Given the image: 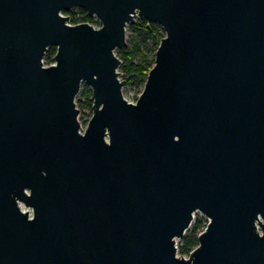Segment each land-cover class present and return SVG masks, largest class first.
I'll return each instance as SVG.
<instances>
[{"label": "water", "instance_id": "95a60500", "mask_svg": "<svg viewBox=\"0 0 264 264\" xmlns=\"http://www.w3.org/2000/svg\"><path fill=\"white\" fill-rule=\"evenodd\" d=\"M139 18L165 36L133 103ZM0 264H264V0H0Z\"/></svg>", "mask_w": 264, "mask_h": 264}, {"label": "trees", "instance_id": "16d2710c", "mask_svg": "<svg viewBox=\"0 0 264 264\" xmlns=\"http://www.w3.org/2000/svg\"><path fill=\"white\" fill-rule=\"evenodd\" d=\"M65 15L69 17V22L71 24L89 23L92 25H100V23L93 17H90L84 9H73L65 12ZM130 27L139 31L141 34L150 37L151 43L147 50L143 49V46H140L139 44L133 49L128 46L117 49L116 54L122 61L120 66V76L127 84L140 82L144 86L149 71L155 64L156 51L161 39L165 36V33L159 24L150 22L144 18L137 19L136 23L130 24ZM56 52V47H49L44 57V63L46 65L54 63ZM150 54H152V56H150ZM135 56H138L139 60H135ZM82 85L83 90L77 95V106L80 109L87 107L92 113V90L86 83H83ZM207 223L208 220L205 217L196 218L193 221L191 230H188V232L181 238V244L179 246L180 255L189 256L191 251L197 247L198 236L205 229Z\"/></svg>", "mask_w": 264, "mask_h": 264}, {"label": "rangeland", "instance_id": "374dc122", "mask_svg": "<svg viewBox=\"0 0 264 264\" xmlns=\"http://www.w3.org/2000/svg\"><path fill=\"white\" fill-rule=\"evenodd\" d=\"M63 15H65V13H63ZM65 16H67V15H65ZM94 19L96 20L95 17H94ZM150 43H151L150 37H148L146 35H143L139 31H137L134 28L130 27V24L127 26V28H126V46L125 47L128 46V47L133 49L135 46H137L139 44L140 46H143V49L147 50L148 47L150 46ZM144 44H146V45H144ZM150 56H152V54H150ZM135 60H139V57L135 56ZM118 71L120 73V68H119ZM120 79L123 80L121 78V76H120ZM143 89H144V86L140 82L129 83V84H127L125 82V85H124L122 91H123L124 97L129 102L135 103L137 98L140 96L141 92L143 91ZM82 90H83V85L81 86L80 91H82ZM76 100H77V97H76ZM79 110H80L79 121L81 123L82 128L85 129L87 124H88V121L90 120V118L92 116V113L87 107L83 108V109L79 108ZM21 207L25 211L28 210L23 205ZM29 212H32V211L29 210ZM202 217H204V216L200 212H197L195 214V219L196 218H202ZM191 227L188 229L189 231L191 230ZM188 230H187V232H188ZM180 244H181V239H178L177 242H176L177 251H178L177 255L181 256V257H184V258H188L186 256H182V255L179 254V246H180Z\"/></svg>", "mask_w": 264, "mask_h": 264}, {"label": "built area", "instance_id": "2783aa9c", "mask_svg": "<svg viewBox=\"0 0 264 264\" xmlns=\"http://www.w3.org/2000/svg\"><path fill=\"white\" fill-rule=\"evenodd\" d=\"M93 26H95V27H100V25H93ZM46 65V64H45ZM46 66H48V65H46ZM30 215L32 216V212H30ZM186 257H188V256H186Z\"/></svg>", "mask_w": 264, "mask_h": 264}]
</instances>
